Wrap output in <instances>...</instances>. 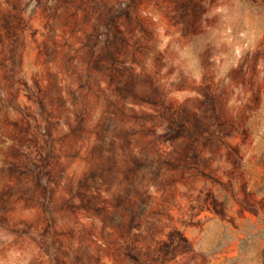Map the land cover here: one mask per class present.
Segmentation results:
<instances>
[{
  "label": "rangeland",
  "instance_id": "rangeland-1",
  "mask_svg": "<svg viewBox=\"0 0 264 264\" xmlns=\"http://www.w3.org/2000/svg\"><path fill=\"white\" fill-rule=\"evenodd\" d=\"M0 264H264V0H0Z\"/></svg>",
  "mask_w": 264,
  "mask_h": 264
}]
</instances>
